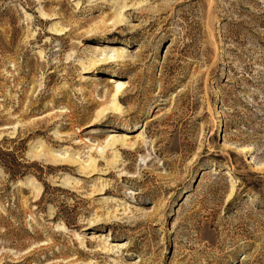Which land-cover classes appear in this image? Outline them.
Here are the masks:
<instances>
[{"label":"rangeland","instance_id":"374dc122","mask_svg":"<svg viewBox=\"0 0 264 264\" xmlns=\"http://www.w3.org/2000/svg\"><path fill=\"white\" fill-rule=\"evenodd\" d=\"M0 264H264V0H0Z\"/></svg>","mask_w":264,"mask_h":264},{"label":"bare ground","instance_id":"6f19581e","mask_svg":"<svg viewBox=\"0 0 264 264\" xmlns=\"http://www.w3.org/2000/svg\"><path fill=\"white\" fill-rule=\"evenodd\" d=\"M73 1H77V0H73ZM99 0H92V2H98ZM139 4H140V2H139ZM111 6V5H110ZM263 7V6H262ZM42 15L43 16H47L45 13H42ZM122 15V12H120L119 14H118V21L117 22H115L114 23V26H113V30L112 31H115V32H118L123 26H127L126 24V22H125V17L123 16V18H121L120 19V16ZM56 19V17H54V18H52V19H50V20H55ZM43 20V19H42ZM103 20H104V18H103ZM103 22V21H102ZM131 25H133V24H131ZM134 26V25H133ZM133 26H131V28H133ZM55 33H53V35L54 36H56V37H62V36H65L67 33H68V31H65L64 32V29H52ZM91 33V32H90ZM129 33H135V34H137V32L136 31H130ZM122 57V55H120V54H118L117 56H116V59H118V60H116V62L117 61H119V59ZM115 62V61H114ZM120 62V61H119ZM125 84H123V83H116L115 84V86H114V95H113V97H114V100H116V99H120L121 97H122V93H123V90L125 89ZM113 106H115L114 104H113ZM116 107H117V105H116ZM115 107V108H116ZM106 109H110L109 107H107ZM119 109V108H118ZM115 110V109H114ZM105 110H102V112H104ZM59 114H61V113H59ZM66 117H68V118H70V116L68 115V116H66ZM125 126L126 127H124L123 129H130V126L127 124V123H125ZM131 130V129H130ZM113 140V142H121V143H124L125 144V142H126V139H112ZM129 140V139H128ZM81 142V141H80ZM58 161H61L60 159L58 160H53L52 162H54V164L55 163H58ZM63 163V162H62ZM57 165H60V164H57ZM54 166V165H53ZM31 182V181H30ZM34 183V182H33ZM28 186L30 187V186H33V184L32 183H28ZM233 189V188H232ZM101 224V223H100Z\"/></svg>","mask_w":264,"mask_h":264}]
</instances>
